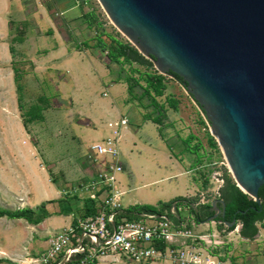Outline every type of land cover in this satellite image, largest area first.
<instances>
[{"label":"rangeland","instance_id":"374dc122","mask_svg":"<svg viewBox=\"0 0 264 264\" xmlns=\"http://www.w3.org/2000/svg\"><path fill=\"white\" fill-rule=\"evenodd\" d=\"M0 12V31L4 29L0 52L9 48L18 106L32 143L39 139L27 111L41 98L47 100V107L65 109L69 117L67 140L73 146V124L92 127L82 116L100 117L117 110L122 118L128 115L135 120L137 111L139 117L157 123L158 138L193 183L186 195L166 202L157 200L152 205L174 203L180 210V235L168 245L171 251L183 252L194 264H264V237L245 240L238 235L239 224L228 231L225 224L213 221L222 210V204L214 202L222 201L225 180H234L218 142L210 134L208 121L173 78L157 71L152 59L120 32L98 0H0ZM123 47L134 49L146 63L139 65L119 58ZM157 74L163 76L165 85L161 97H154L144 82L147 75ZM170 98L177 102L176 110L169 108ZM120 136L114 142L122 174L125 169L118 149ZM90 145L80 155H70V163L77 165L81 174L77 180H68L60 192L65 197L67 214L78 212L75 205L80 199L72 192L74 186L94 175L87 158ZM3 174L0 170V178ZM51 178L55 182L59 174H51ZM117 185L121 199L124 192ZM143 206L150 205L133 208ZM6 209L15 210L0 201V264H17L10 262L5 253L26 233L22 223L5 218ZM255 226L262 230L260 223Z\"/></svg>","mask_w":264,"mask_h":264},{"label":"water","instance_id":"95a60500","mask_svg":"<svg viewBox=\"0 0 264 264\" xmlns=\"http://www.w3.org/2000/svg\"><path fill=\"white\" fill-rule=\"evenodd\" d=\"M98 1L157 71L181 78L184 85L171 76L208 121L236 188L259 204L264 186V0ZM216 202L223 216L224 203Z\"/></svg>","mask_w":264,"mask_h":264},{"label":"crops","instance_id":"0c3cea01","mask_svg":"<svg viewBox=\"0 0 264 264\" xmlns=\"http://www.w3.org/2000/svg\"><path fill=\"white\" fill-rule=\"evenodd\" d=\"M3 31H0V37ZM7 49L5 53L0 52V170L4 173L0 178V201L11 204L15 209L5 211L29 210L32 221L14 219L22 223L21 228L26 234L13 242V248L5 254L12 263L38 264L34 261L47 247L48 238L68 228L73 214L79 212L68 215L66 202H63L65 197L60 194L68 180H77L81 174L80 168L70 163L71 156L80 155L89 144L112 139L116 130L108 128V124L122 117L117 110L105 112L100 117L82 116L88 118L92 127L88 129L73 124L71 130L76 136L73 146L67 140L69 117L65 109L47 107V100L41 98L27 111L31 116V128L35 129L39 139L32 143L18 106L10 63L12 58ZM38 117L40 119L35 120ZM124 118L128 124L117 130L121 135L118 149L125 169L117 176V186L124 192L121 206H152L157 200L166 202L175 196L186 195L187 187L193 183L179 162L172 158L168 147L161 143L156 125L144 120L143 116L139 117L137 111L135 120L128 115ZM172 170H177V173ZM54 173L59 174V180L55 182L51 178ZM75 207L79 209L81 202L78 201ZM256 236L264 237V229L259 230ZM96 264L125 263L106 257Z\"/></svg>","mask_w":264,"mask_h":264},{"label":"built area","instance_id":"2783aa9c","mask_svg":"<svg viewBox=\"0 0 264 264\" xmlns=\"http://www.w3.org/2000/svg\"><path fill=\"white\" fill-rule=\"evenodd\" d=\"M125 118L109 123L112 139L93 143L87 158L94 175L75 185L81 202L68 228L48 238L38 264H96L110 257L125 264H190L183 252L171 251L178 232L180 210L175 204L154 206V211L123 207L118 203L117 176L122 172L115 146ZM79 193V194H78ZM80 213V214H79ZM174 253V256H173Z\"/></svg>","mask_w":264,"mask_h":264},{"label":"trees","instance_id":"16d2710c","mask_svg":"<svg viewBox=\"0 0 264 264\" xmlns=\"http://www.w3.org/2000/svg\"><path fill=\"white\" fill-rule=\"evenodd\" d=\"M119 58L121 57L125 61H131L139 65H144L146 62L139 56V54L132 48L123 47L118 53ZM169 75L176 79L180 84L184 85V82L177 75L169 72ZM146 88L153 93L154 97H161L165 90L163 76L161 75H147L144 80ZM167 104L170 109L176 110L177 102L171 98L167 100ZM201 109V108H200ZM153 123L157 124L153 121ZM212 141V139H210ZM258 196L260 203H256L247 194L241 192L236 188L235 183L229 180H225V186L221 189V198L224 203V215H220L217 220L225 224H231L233 220L236 223L232 226H227L228 231H233L239 224L238 235L245 240H253L257 235L256 223L261 224V228L264 229V186L259 188ZM168 205L164 204L163 206ZM143 210L154 211L152 206H143ZM3 215L12 219H25L29 222L31 219V212L29 210H20L9 212H3ZM197 221L198 218H197Z\"/></svg>","mask_w":264,"mask_h":264}]
</instances>
